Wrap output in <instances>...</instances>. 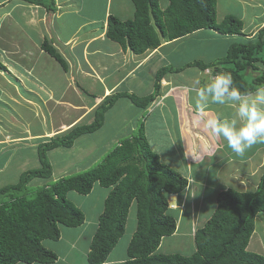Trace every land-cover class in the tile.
<instances>
[{
  "label": "trees",
  "instance_id": "16d2710c",
  "mask_svg": "<svg viewBox=\"0 0 264 264\" xmlns=\"http://www.w3.org/2000/svg\"><path fill=\"white\" fill-rule=\"evenodd\" d=\"M131 1L133 19L120 21L110 15L105 36L136 55L158 48L160 37L172 41L202 29L224 35H240L242 31V22L233 16L216 21V0H168L163 11L158 8V0ZM263 35L264 27L258 32L257 42L234 44L225 57L211 64L194 61L180 69L163 67L156 73L153 93L143 97L108 95L93 111L90 123L75 124L40 142L35 147L38 165L22 172L17 183L0 188V264L56 263L58 256L52 248L60 238V229L80 227L87 219L86 213L73 204L71 195L86 197L96 186L102 193L97 192L94 199L98 196L95 200L101 201V207L98 209L94 202L96 227L85 264H104L121 238L128 240L121 264H264V255L247 250L255 219L258 214L264 215V170L256 190L225 188L215 194L214 210L195 230V250L186 257L157 250L162 239L177 230L169 196H184L190 182L159 160L150 148L143 124L126 133L97 165L84 166L71 177L54 179L47 157L48 151L70 149L81 137L99 131L118 99H128L137 109L147 108L160 95V81L168 73L220 65L222 72L232 74L234 86L242 93L256 91L264 86V72L258 69L259 64L264 66ZM40 48L67 70L66 61L47 40ZM5 69L0 62V70ZM247 71L256 76L248 77ZM132 213L134 220L130 218ZM131 224L134 228L129 232Z\"/></svg>",
  "mask_w": 264,
  "mask_h": 264
},
{
  "label": "crops",
  "instance_id": "0c3cea01",
  "mask_svg": "<svg viewBox=\"0 0 264 264\" xmlns=\"http://www.w3.org/2000/svg\"><path fill=\"white\" fill-rule=\"evenodd\" d=\"M36 1L39 3L27 0H0V35L7 41L11 39L10 42L8 41L10 47L8 51L14 52L13 48L19 49V54L16 55L18 64L15 66L18 68V75L6 73V76L0 71V89L4 90L6 96V102L3 103L0 98V102H2L0 104H2V109H4V104L7 106L3 112L9 114L10 106L18 104L16 95L22 97L21 94L26 93L27 96L34 97L31 102L35 103V107L38 105L45 109L50 105L49 97L56 96V104L59 102L74 104L73 108L76 113H71V119L65 118L66 120L58 121L51 107L50 114L48 113L50 122L53 119L58 121L53 122L52 126L64 125L66 130L75 124H86L88 118L87 123H90L93 111L106 96L119 93L133 94L138 97L149 95L154 92L153 85L159 69L163 67L180 69L194 61L203 64L219 61L225 57L230 46L257 42L259 40L258 32L264 27L263 1L216 0V21L220 22L228 15L239 19L242 22L240 35H224L214 30L202 29L172 41L161 38L158 48L136 55L105 36L107 19L110 15L120 21L133 19L134 6L131 0ZM167 5L168 0H158L160 11H163ZM8 24L13 25L11 31L6 29ZM12 34L14 35L12 36ZM44 40H47L66 61L68 67L66 71L41 50L40 46ZM261 40H264V35ZM1 44L3 45V40ZM181 51L191 52L192 56L185 61ZM222 69L220 65H215L205 70L189 67L183 71L168 73L160 81V95L153 103L155 108L153 112L159 113L163 122L167 121L165 124L161 122L164 132L177 146L178 153L187 167V173H184L183 176L190 182L179 206L176 205V197V204L173 207L179 211L175 233L181 229L182 215L180 217V211H185L188 199L193 198L194 201L196 194L204 193L202 188L209 187L214 183L208 179L210 177L209 167H206V170L200 169L195 175H193V171L191 175L188 165L193 168L199 167L201 164L203 167L206 166L209 157L217 156L214 151V148H217L216 153L221 152L218 158L220 163L217 169L218 173L220 172L221 175L224 172V177L236 178V190L242 191L256 190L264 170V143H256L243 155H238L227 146V142L223 138L210 135L203 126L204 121L210 116L219 115L221 119H231L235 115V105L230 102L222 105L209 104L203 114H200L196 109V92L206 87L211 78L222 72ZM258 69L264 72L263 65L259 64ZM247 73L256 76L250 71ZM11 82L17 83L15 87L20 88L19 92L10 87ZM24 86L27 87L24 88ZM84 93L88 100L84 98L82 100ZM124 100L126 99H118L117 102L122 103ZM126 103L122 106H117L115 103L110 110L115 109L116 106L123 114L140 110L134 107L131 102L126 101ZM143 114L141 116L144 117ZM147 115L149 116L148 112ZM2 120L0 117V125H2ZM9 124L11 125V120ZM155 127L160 132L158 121ZM44 128L47 130L46 126ZM41 133V139L47 140L51 137L47 132ZM7 135L11 136L4 138L0 135V151L10 152L14 150L15 145L18 147L20 145L17 143L20 141V137H16L14 133L10 132ZM230 164L232 171L225 169ZM220 168L222 169L220 170ZM189 218V224L186 227L183 225V227L188 236L193 239L195 230L199 227L195 228L196 217L190 214ZM95 227V217L92 218L90 214H87L83 225L71 228L80 231L78 235L76 232L75 234L83 239L84 246L72 248L70 245H66V250L69 253L67 258L75 260L79 256L83 260L82 264H85ZM133 228L134 224H131L129 232L133 231ZM67 230V228L60 229V238L54 245L61 237L69 235ZM127 235L128 233L125 236ZM257 235L255 226L248 245V250L251 252H253L251 247L256 244ZM255 236L256 240L254 244H251ZM127 241L126 238H121L104 264H121L126 258ZM163 241L164 239L157 251L162 248ZM115 251L119 252L121 256L113 255Z\"/></svg>",
  "mask_w": 264,
  "mask_h": 264
},
{
  "label": "rangeland",
  "instance_id": "374dc122",
  "mask_svg": "<svg viewBox=\"0 0 264 264\" xmlns=\"http://www.w3.org/2000/svg\"><path fill=\"white\" fill-rule=\"evenodd\" d=\"M6 29L11 31L13 29V25L8 24ZM13 35L14 34H12V36ZM5 39L0 35V60L6 68L5 70L0 71H2V73L5 75L6 73L9 75H18V68H16L15 66H17L18 64V57H16V55L19 54V49L13 48L15 53L13 51H8V48H10L9 42L11 39L8 40L9 42L7 41V39ZM2 40L3 45L1 44ZM181 54L184 55L185 61H187L192 56L191 52L181 51ZM245 74L249 76L251 75L250 73ZM187 78H189L188 75ZM16 85L17 83L11 82L10 87L16 92H19L20 88L18 89L17 87H15ZM26 87L27 86H24V88ZM21 96L23 98L19 95H16V101H18V104H14L13 107L10 106L9 114H5L3 112V110H5V107L7 106L4 104V109H2V104H0V117H2L3 119L2 125H0V135L5 138L11 136L7 135L10 132L14 133L16 137H20V141L17 142L18 144H20L19 147L15 145L14 150L10 152H8L7 150L0 151V188L17 183V181L19 180V175L22 172L29 169H33L35 168L34 166L38 165L37 150L35 149V147L37 146V144H40L42 140H45L41 139V132H47L48 135H51V137L60 135L61 131L66 130L64 128V125L58 124L52 126L53 122H58L60 119L65 118L67 120L71 119V113H76L73 108L74 104H62V102L56 104V96L54 97L51 95L49 97L50 105L45 109L39 107L38 105H36L35 107V103L32 104L31 101L32 99L34 100V97H32V95L30 97L27 96L26 93H24V95L21 94ZM0 98L3 103L6 102L4 90L1 89ZM83 98L88 100L87 95L85 93L82 96V100ZM126 101L129 100L126 99L122 103H120L119 101L116 102V104L117 106H122V104H127ZM117 106L115 107V109L109 110V112L106 113L103 126L96 133L81 137L70 149L58 147L47 152V157L53 169L54 179L68 178L73 176L74 174H77V172L83 171L84 166H87L89 168L97 165V162L102 157V155H104L107 151L116 146L119 141L124 139V135H126V133L130 134L140 124L144 125L146 129V138L149 141L150 148L159 157V160L165 165L169 166L175 172H178L180 175H185L184 173H187V167L185 165V162L181 159L180 154L178 153L177 146L171 139L168 138L167 134H165L164 132V127L162 123L165 124L167 121L165 120V122H163L160 117V114L157 112H153L155 108H153L152 111L148 109L150 111L148 116L144 109L129 111L123 114L121 110L119 111V109H117ZM50 107L55 113L57 117L56 119L58 121L55 119H51L52 122L49 121ZM142 114L144 115V117L141 116ZM10 120L11 125L9 124ZM90 120L92 121V116ZM88 121L89 118L86 120L85 123H87ZM157 121L160 128V132L155 127ZM45 126L47 127V130H44ZM50 126L52 127L50 128ZM153 133H155V136L153 135ZM48 139L49 138H47V140ZM216 149L214 148V151L217 156H215L214 158H211L212 156L209 157L206 166L203 167V165L201 164L199 167L193 168L187 164L191 175L193 171V175H195L197 172H199L200 169L206 170V167H209L208 171H210V180L214 183L209 187L202 188V191H204L205 194L202 192L200 194H196V198L194 199V201L193 198L191 200L188 199L185 211H180V217L182 215L181 229L177 233H175V235L168 238H164L162 248L158 251L159 253L166 255L179 254L181 256L186 257L190 256L195 250V245L192 237L188 236L187 231H184L183 227V225L186 227V225L189 224L190 214L193 215V217H196L195 228L202 227L214 210L215 194H217L219 191L224 190L225 188L236 189V178L224 177V172L223 174L221 173V175L220 172L218 173L217 169L219 168L220 164L218 158L221 152L216 153ZM231 168V164L225 167V169H228L229 171H232ZM221 169L222 168H220V170ZM214 178L216 179L215 181ZM98 190L99 188L98 186H96L93 189L91 195H88L86 197L72 194L71 201L76 207L81 208L86 213V216L87 214H90V216L94 218V202L98 209L101 207V201L98 202L97 200H95L96 198L94 199L96 193L99 192ZM102 197L103 194L101 195V198ZM181 200L182 197L178 196L177 204H180ZM80 203H82V205ZM171 212L172 215L177 219L179 211L172 209ZM197 214H200V216H197ZM130 218L131 220L135 219L134 213H132V216H130ZM262 220H264V215L258 214V217L255 220V226L258 235L257 240L255 236L254 241L251 243L254 244L256 240V244H254L251 249L255 253L264 255V221ZM67 231L69 232V235L67 234L66 237H61L58 243H56L52 248L56 255H58L57 262L53 264H82L83 260L79 256L75 260L66 257L69 254L66 250V245H70L72 248H79L84 246L83 239L76 236V234L78 235L80 231L78 229H68ZM182 233H185V235H182ZM113 255L121 256V254L117 251H115Z\"/></svg>",
  "mask_w": 264,
  "mask_h": 264
},
{
  "label": "clouds",
  "instance_id": "9594fccd",
  "mask_svg": "<svg viewBox=\"0 0 264 264\" xmlns=\"http://www.w3.org/2000/svg\"><path fill=\"white\" fill-rule=\"evenodd\" d=\"M154 101L144 110L150 113ZM226 102L235 105V115L231 119H221L219 115L210 116L203 123L210 135L223 138L227 146L238 155H243L256 143H264V87L257 88L254 93H242L234 86L230 72H219L206 87L196 92V109L200 114L206 111L209 104L222 105Z\"/></svg>",
  "mask_w": 264,
  "mask_h": 264
},
{
  "label": "water",
  "instance_id": "95a60500",
  "mask_svg": "<svg viewBox=\"0 0 264 264\" xmlns=\"http://www.w3.org/2000/svg\"><path fill=\"white\" fill-rule=\"evenodd\" d=\"M176 204V195L172 194L169 196V206L174 207Z\"/></svg>",
  "mask_w": 264,
  "mask_h": 264
}]
</instances>
